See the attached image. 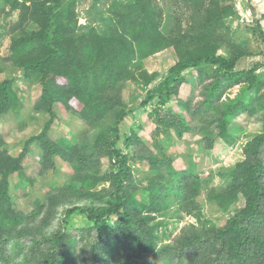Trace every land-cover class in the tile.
Wrapping results in <instances>:
<instances>
[{"label":"trees","instance_id":"1","mask_svg":"<svg viewBox=\"0 0 264 264\" xmlns=\"http://www.w3.org/2000/svg\"><path fill=\"white\" fill-rule=\"evenodd\" d=\"M229 1L217 0L211 7H204L202 0H184L190 3L191 21L196 22L202 15L200 21L205 25L191 23L189 36L184 33L179 36V31L175 36L173 32L178 60L169 69L160 89H155L160 102L152 105V113L148 115L155 116L152 122L157 137L175 135L180 140L190 133L198 134L201 140L205 137V152L212 149L216 138L229 145L234 143L229 126L236 115L258 117L261 123V132L245 148V159L227 172L226 185L206 193L207 202L219 208V212L233 210L224 226L188 228L186 233H180L176 246L168 245L162 250L169 254L177 249L179 255L192 251L188 264H264V74L259 73L264 67V53L260 52L261 62L240 68L244 58L257 53L249 50L247 38L234 39L231 22L225 20L235 14ZM176 6L179 7L178 1ZM157 9L153 0L119 2L109 6L108 11H114L111 17L97 11L87 27L77 29L65 0H0V13L9 16L18 12L17 22L8 28L9 52L4 59L0 58V74L18 70L21 83L39 84L40 96L33 109L49 117L41 133L31 138L17 157L8 154L0 135V255L2 242L22 222V212L16 211L11 203L9 180L14 174L22 173L32 146L39 149L41 172L53 169L56 159L74 168L75 175L97 166L101 157L113 162L110 172L101 179L110 182L105 189L108 202L73 206L65 211L66 216L74 213L84 216L96 233L88 264H127L120 251H126L128 245L138 252L145 248L147 253L154 247L155 230L161 225H153L151 220L172 207L182 211L201 196L195 163H188L181 171L172 165L169 156L163 157L158 152L156 155L148 149L139 137L141 129H132L130 135L119 133L121 124L133 112L122 100V87L140 80L152 82L153 78L147 79L144 70L138 71L142 61L171 45L160 31L162 13ZM256 27L248 31L264 45V31L259 23ZM190 70L196 72L202 99L193 106L185 101L183 108L193 120L198 118L195 127L180 114L161 111L187 82L185 73ZM16 81L13 76L0 80V119L16 110L20 102ZM231 87L241 88L240 95L222 99ZM153 96L148 93L141 105L146 107ZM72 102L74 105H70ZM58 105L63 107L64 114L81 122L80 133L71 140H53L48 135ZM120 141L122 147H118ZM136 144L141 150L133 156L122 151ZM135 158L149 164L143 179L139 176L135 179L130 172L128 165ZM158 168H166L167 172ZM26 182L21 177L17 186L23 188ZM237 203L242 205L234 208ZM105 236L107 243H103ZM50 246L37 261L26 255L23 264L63 263L66 258L62 256L61 245L52 242ZM114 248L109 258L106 249Z\"/></svg>","mask_w":264,"mask_h":264},{"label":"rangeland","instance_id":"2","mask_svg":"<svg viewBox=\"0 0 264 264\" xmlns=\"http://www.w3.org/2000/svg\"><path fill=\"white\" fill-rule=\"evenodd\" d=\"M125 1L127 0H65L72 11L70 18L77 22V29L87 27L91 17L97 11L103 12L105 17H111L114 15L112 14L114 11H108L109 6ZM176 1H178L179 7L176 6ZM153 2L158 5L159 10L157 9V11L162 13L159 18L160 31L165 35L167 41L171 42V45L142 61L138 71L144 70L147 79L149 76L153 78L152 82L144 83L140 80L136 84L126 83L122 87V100L130 110L133 109V112L121 124L119 133L130 135L132 129H141L140 132L138 131L139 137L145 145H148V149L156 155L158 152L163 157L169 156L173 160L172 165L179 170L184 169L185 165L190 162L195 163L201 181L199 190L201 196L196 197L189 207L182 211L177 207H172L165 211V214L156 215L154 220H151V224L161 223V225L157 226L155 230V245L147 253L145 248L138 252L133 249V246L128 245L127 250H121L120 254L127 259V264H188L192 251L179 255L177 249L170 251L169 254L163 253L162 250L164 251L168 245L176 246L180 233L182 234L184 231L186 233L188 228L204 230L210 226H224L233 210L226 213L219 212V208L215 209L207 202L206 193L211 188L226 185L229 181L226 176L227 172L245 159V148L261 132V123L258 117L250 118L244 113L236 115L229 126L234 143L229 145L216 138L212 149L209 152L206 151L207 153L205 152V137L203 136V140H201L202 137L198 134L190 133L180 140L175 135L167 137V135L161 134L157 137L156 126L152 122L155 116L149 117L148 115L152 113V105L156 101L160 102L157 99L158 91L155 89H160L161 83L169 75V69L178 60L173 35L179 31V36H182L183 33L185 36H189L191 23L204 26L205 22H201L202 15L196 18V22L191 21L192 9L190 3L184 2V0H153ZM216 2L217 0H202L204 7H211ZM246 2L248 4L241 0H230L229 4L233 6L235 14L225 19L231 22L229 25L231 32L235 34L234 39L247 38L249 50L252 53H257L255 56L244 58L240 63V68H247L255 62H261L263 56L260 52L264 53V45L259 43L256 36L251 33L256 30L257 23L264 31V22H260L252 15L251 12L256 8L252 7L249 0ZM59 10L60 8L56 9L58 12ZM121 14L123 15V11ZM17 19L18 12L11 13L9 16L0 13V27L3 28L0 30V58L2 59L9 52L8 28L16 23ZM248 29L251 30L250 33ZM244 32L246 33L243 34ZM4 64L8 67L6 63ZM259 73L260 75L264 74V67L260 69ZM185 74L188 76L186 77L187 82L182 84L178 89L179 93L169 100L170 105L164 106L161 111L162 113L173 111L180 114L187 122H190L191 127H195L199 124L196 121L198 118L193 120L191 115L184 111L183 103L187 101L190 106H193L196 101L201 100V86L197 83L195 71L190 70ZM11 76L17 80L15 86L18 89L17 96L20 102L16 110L9 111L0 119V135L5 140L8 154L17 157L22 153L25 144L41 133L49 117L46 114L37 113L33 109L35 101L40 96L41 87L39 84L21 83V73L13 69L1 73L0 80ZM60 81L62 80L60 79ZM240 89L239 87L229 88L222 99L240 95ZM148 93L154 95L153 99L146 107H143L141 103L148 97ZM70 105H74V103L72 102ZM55 113L56 118L49 126L48 135L53 140L59 138L71 140L77 137L81 130L79 128L81 122L72 118L74 116L64 114L61 105L56 106ZM118 147H122L121 141L118 143ZM140 150L141 148L136 144L129 150L123 149L122 151L133 156L136 151ZM29 151L30 153L23 162L22 173L14 174L9 180L8 191L13 208L23 214L20 215L22 222L16 226L18 231L16 229H14L15 232L11 231V237L1 244L3 253L0 255V264H23L26 255H29L31 260L36 259L37 261L47 253L52 242L58 243L63 248L62 256L66 260H62L63 263L59 264H88L91 255L90 249L96 233L84 216L78 213L66 216L65 211L73 206H97L108 202L109 194L105 189L110 186V182L109 180L103 182L101 179L110 172L109 168L113 162L108 157H101L97 166H92L89 171L81 175H75L74 168L56 159L53 169L41 172L37 157L38 147L32 146ZM128 166L135 179L137 176L142 178L144 173L149 171V164L144 159L135 158ZM158 169L164 171L163 173L167 172L166 168ZM21 177L28 181L24 183L23 188L17 186ZM89 178L93 180L88 182ZM68 186L71 188L66 189ZM102 189L105 190L104 193H101ZM241 205L242 203H237L234 208ZM27 228L29 231L26 230ZM23 231L26 233L18 234ZM106 239L105 236L103 243H107ZM115 248L113 250L106 249L109 252V258L113 256Z\"/></svg>","mask_w":264,"mask_h":264},{"label":"crops","instance_id":"3","mask_svg":"<svg viewBox=\"0 0 264 264\" xmlns=\"http://www.w3.org/2000/svg\"><path fill=\"white\" fill-rule=\"evenodd\" d=\"M247 0H241V2H246ZM252 7H255L251 13L256 19H259L260 22H264V18H261V16L264 14V0H249ZM248 4V3H247Z\"/></svg>","mask_w":264,"mask_h":264}]
</instances>
